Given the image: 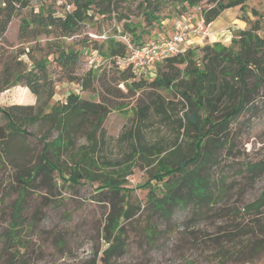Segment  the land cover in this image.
<instances>
[{
	"label": "trees",
	"instance_id": "obj_1",
	"mask_svg": "<svg viewBox=\"0 0 264 264\" xmlns=\"http://www.w3.org/2000/svg\"><path fill=\"white\" fill-rule=\"evenodd\" d=\"M0 0V42L4 40L12 20L22 15L19 38L36 41L40 37H52L47 44L49 51L41 58L31 56L32 65L23 61L15 69L8 67L10 75L4 89L21 86L37 98L36 105H11L0 107L6 120L0 127V166L10 161L8 144L15 138L26 141L33 137L30 128L40 127L44 133L39 141L43 144L36 164L22 166L15 173L20 197L13 205L11 228L8 239L11 245H23L25 221L23 218L24 196L39 176L53 178L55 173L63 182L77 185L81 181H95L104 177V187L115 192L140 157L151 167V180L162 183L161 196L151 181L147 202L156 213L171 216L175 208L188 206L199 209L219 203L225 190L224 181L211 176L213 167L219 165V151L228 148L230 127L245 112L258 109L264 98V22L259 18L241 14L247 23L244 30H233L231 45L207 43L186 49L184 54L170 57L158 65L154 75L145 76L126 66L108 80L124 82L128 91L137 93L150 90L155 98L138 103V116L149 120L152 112L161 116L162 122L172 129L173 138H159L148 142L142 125L131 126L118 140L124 142L129 152L116 156L109 151V140L104 122L110 114L106 100L93 102L71 92L65 100L50 103L55 96V81L50 66L69 82L76 83L83 91H94L96 83L105 85L104 74L91 68L78 73L83 56L96 51L99 56L110 59L115 67L120 58L128 56L126 43L120 36H128L137 48H144L149 40L159 34L168 36L175 19L199 10L208 26L226 10L239 8L245 11L248 0ZM59 5V6H57ZM71 6L67 12L66 6ZM133 5L135 9H133ZM27 12L23 15V11ZM93 22L114 25V34L107 33L106 40L84 38L79 47L68 46L65 39L82 34ZM117 25L122 31L118 32ZM102 33V34H103ZM101 35V34H99ZM26 52H21L25 55ZM144 74V75H143ZM107 84V82H106ZM106 87V86H105ZM108 92L111 88L106 87ZM159 91H166L180 98L168 100ZM147 125L144 124L143 127ZM85 134V143H78V135ZM11 162V161H10ZM248 172L260 175L264 161L248 165ZM106 173V174H105ZM122 182H124L122 180ZM123 184V183H122ZM103 187V186H102ZM126 190H131L124 187ZM106 191V190H103ZM264 205V198L247 204V214H253V235H264V224L257 216ZM122 215L127 216L124 211ZM111 216L113 233L105 235L109 244L101 258L102 264H113L115 256H123L124 245L120 242V218ZM250 248L256 254L264 252V242L254 240ZM23 247V246H22ZM12 264V263H11ZM90 264H97L92 260Z\"/></svg>",
	"mask_w": 264,
	"mask_h": 264
},
{
	"label": "rangeland",
	"instance_id": "obj_2",
	"mask_svg": "<svg viewBox=\"0 0 264 264\" xmlns=\"http://www.w3.org/2000/svg\"><path fill=\"white\" fill-rule=\"evenodd\" d=\"M231 10L264 22V0H248L244 12L239 8ZM26 12L24 10L23 15ZM199 12L191 11L185 16L193 13L199 16ZM21 19L22 15H18L12 20L4 40L0 42V107L37 104V98L25 87L4 89L10 79L5 70L8 67L15 69L20 61L32 65L31 56H45L49 51L47 44L54 40L42 36L36 41H21ZM117 29L122 31L120 25ZM172 30L173 27L169 28L168 33ZM104 31L114 34V25L93 22L83 29L82 34L65 39V43L79 47L84 38L97 40L92 36ZM260 35L264 38V30ZM23 51L25 55H21ZM94 57L97 58L91 65ZM158 65L144 73L145 76L154 75ZM93 67L104 74L105 85L102 87L96 83L94 91H83L76 83L64 79L51 65L55 96L47 111L53 104L65 100L71 92L97 103L106 100L111 110L103 125L109 140L108 150L119 157L129 152L125 143L118 140L131 126L142 125L143 133L151 143L160 137L167 141L173 138L172 129L156 112H152L147 121L138 116V103L155 98L156 93L150 90L133 93L128 91L124 82H108L117 70L123 68L115 67L110 59L99 56L96 51L83 56L78 73L83 74ZM105 86L113 93L108 92ZM159 93L178 102L181 108L178 96L166 91ZM5 124L6 120L0 114V127ZM144 124L147 126L143 127ZM29 131L34 136L26 141L10 140L11 162L6 161L0 166V264H90L92 260L102 264L101 258L109 245L104 237L111 232L115 236L117 232L112 231L110 218L118 215L121 216L120 242L125 249L123 256L113 257V264H264V252L256 254L249 246L254 240L264 242V235H253V230L256 231L253 225L255 216L244 210L247 204L264 198V172L254 175L247 169L249 164L264 161V98L259 101L258 109L245 112L232 123L227 136L228 148L219 151V165L211 170L215 181H224L225 193L222 199H218L219 203L202 209L192 205L175 208L168 217L156 213L147 202L150 191L147 185L151 181L161 196L162 183L156 184L151 180L152 168L140 157L134 161L129 173L119 178L121 184L115 192L104 187L101 180L104 177L95 181L83 180L73 186L60 180L57 173L53 178L39 176L35 186L24 196L26 231L21 242L23 245L13 246L7 235L11 228L13 205L21 194L15 173L22 166L36 164L43 148L39 138L44 133L40 127ZM85 138V134L80 133L78 143H85ZM124 211L128 212L127 216L122 215ZM258 214L264 224V205Z\"/></svg>",
	"mask_w": 264,
	"mask_h": 264
},
{
	"label": "built area",
	"instance_id": "obj_3",
	"mask_svg": "<svg viewBox=\"0 0 264 264\" xmlns=\"http://www.w3.org/2000/svg\"><path fill=\"white\" fill-rule=\"evenodd\" d=\"M52 1H56L57 3L63 2V0ZM65 10L70 12L71 6L67 5ZM208 35L207 25L203 18L197 16L195 13L187 16L184 15L174 20L173 33L170 36L151 39L141 49L134 46L128 36H120L119 38L127 45L128 56L124 59H118L117 64L122 68L131 66L138 73H146L150 68L163 63L166 59L184 54L187 49L185 44L191 37H206ZM92 37L97 40H106L108 36L107 33H103ZM96 58H92L91 65L95 62Z\"/></svg>",
	"mask_w": 264,
	"mask_h": 264
},
{
	"label": "crops",
	"instance_id": "obj_4",
	"mask_svg": "<svg viewBox=\"0 0 264 264\" xmlns=\"http://www.w3.org/2000/svg\"><path fill=\"white\" fill-rule=\"evenodd\" d=\"M233 10H226L213 23L207 26L208 36H193L187 40L185 47L188 49L195 46H204L207 43H222L224 45H231L233 39V30L247 28V23L241 18V14L232 12ZM199 17H201L199 15ZM252 18V17H251ZM253 19V18H252ZM172 32L168 35L170 36ZM165 34H159L163 37Z\"/></svg>",
	"mask_w": 264,
	"mask_h": 264
}]
</instances>
